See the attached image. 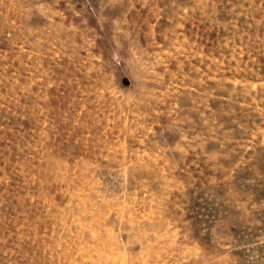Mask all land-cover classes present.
Segmentation results:
<instances>
[{
    "label": "rangeland",
    "instance_id": "1",
    "mask_svg": "<svg viewBox=\"0 0 264 264\" xmlns=\"http://www.w3.org/2000/svg\"><path fill=\"white\" fill-rule=\"evenodd\" d=\"M0 264H264V0H0Z\"/></svg>",
    "mask_w": 264,
    "mask_h": 264
},
{
    "label": "water",
    "instance_id": "2",
    "mask_svg": "<svg viewBox=\"0 0 264 264\" xmlns=\"http://www.w3.org/2000/svg\"><path fill=\"white\" fill-rule=\"evenodd\" d=\"M122 81H123L124 84H127L128 80L124 78Z\"/></svg>",
    "mask_w": 264,
    "mask_h": 264
}]
</instances>
